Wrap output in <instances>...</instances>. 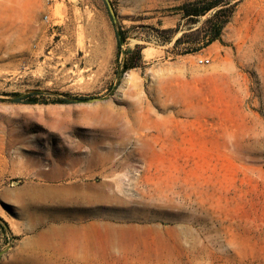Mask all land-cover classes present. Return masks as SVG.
Here are the masks:
<instances>
[{"label":"rangeland","instance_id":"rangeland-1","mask_svg":"<svg viewBox=\"0 0 264 264\" xmlns=\"http://www.w3.org/2000/svg\"><path fill=\"white\" fill-rule=\"evenodd\" d=\"M196 1L0 0V264H264V0Z\"/></svg>","mask_w":264,"mask_h":264},{"label":"trees","instance_id":"trees-1","mask_svg":"<svg viewBox=\"0 0 264 264\" xmlns=\"http://www.w3.org/2000/svg\"><path fill=\"white\" fill-rule=\"evenodd\" d=\"M206 1V2H205ZM228 4L227 0H198L194 3L185 5L181 8L183 15L185 17H188L190 20H196L197 18L204 16L207 12H209L210 10L216 8V7H222V6H226ZM222 9H218L213 18H217V14L221 13ZM207 21H211V20H207ZM225 23V21H217L214 29H212L211 31V35L209 36V38L207 39V44L211 43L212 41L218 39L219 34H220V30L223 26V24ZM124 39L123 33L119 32L117 33V40H118V46L120 44V41H122ZM180 40V38H178L176 40V42H178ZM197 49H192V50H185L182 52H177L175 53V55H185L191 52L196 51ZM140 51L141 49L139 47H136L133 51H130L129 54L132 56L133 54L136 55V58L138 59V61L140 60ZM133 67H136V64H128V59H125V63L122 65V71L125 72ZM29 102H34V101H29Z\"/></svg>","mask_w":264,"mask_h":264},{"label":"built area","instance_id":"built-area-1","mask_svg":"<svg viewBox=\"0 0 264 264\" xmlns=\"http://www.w3.org/2000/svg\"><path fill=\"white\" fill-rule=\"evenodd\" d=\"M199 64H207L208 63V59H199L198 60Z\"/></svg>","mask_w":264,"mask_h":264}]
</instances>
